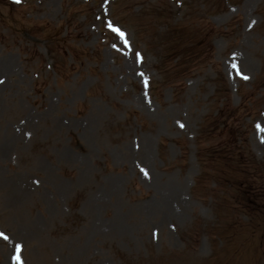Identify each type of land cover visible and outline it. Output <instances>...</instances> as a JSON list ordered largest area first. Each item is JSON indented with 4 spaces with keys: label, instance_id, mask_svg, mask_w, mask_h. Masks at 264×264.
I'll return each mask as SVG.
<instances>
[{
    "label": "rangeland",
    "instance_id": "obj_1",
    "mask_svg": "<svg viewBox=\"0 0 264 264\" xmlns=\"http://www.w3.org/2000/svg\"><path fill=\"white\" fill-rule=\"evenodd\" d=\"M257 125L264 0H0V264H264Z\"/></svg>",
    "mask_w": 264,
    "mask_h": 264
},
{
    "label": "snow or ice",
    "instance_id": "obj_2",
    "mask_svg": "<svg viewBox=\"0 0 264 264\" xmlns=\"http://www.w3.org/2000/svg\"><path fill=\"white\" fill-rule=\"evenodd\" d=\"M17 2H20V0H17ZM114 31H117V32H119V30L118 29H113ZM121 36H123V33H119ZM235 67V66H234ZM244 79H247V77H243ZM257 128H258V130L259 131H261V132H264V128H262L260 125H257ZM262 142H264V141H262ZM0 235H2V234H0ZM5 239H7V237H5ZM17 248H18V250H19V246H17ZM16 260H17V264H19V257L17 256L16 257Z\"/></svg>",
    "mask_w": 264,
    "mask_h": 264
}]
</instances>
